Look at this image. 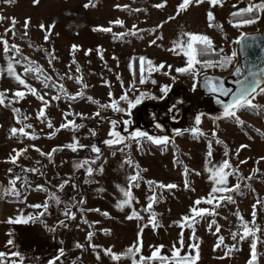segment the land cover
<instances>
[{"label": "rangeland", "instance_id": "1", "mask_svg": "<svg viewBox=\"0 0 264 264\" xmlns=\"http://www.w3.org/2000/svg\"><path fill=\"white\" fill-rule=\"evenodd\" d=\"M249 2L250 0H224L222 7L220 5L212 7L205 0L199 5L192 4L177 15V6L181 0H166L165 6L161 8L155 5L164 3V0H94L95 6L87 8L85 5L89 4V0H39V3H34V0H13L12 3L0 0V16L15 17L18 21L15 26L16 35L8 32L5 39L9 44L20 47L23 57L28 58L24 61V65L41 66L54 81L65 86L68 94H75L81 90L85 92L83 97L71 100L59 88L51 86L45 88L41 80L31 79L25 75L28 83L33 87L41 93H48L46 99L57 94L61 96L60 100L52 101L46 109L52 128L37 119L41 101L33 95H27L25 99L10 106H0V188H8L9 181L15 176L22 177L15 185L21 196H13L14 203L7 201L12 195L0 194V217L38 216L44 209L32 205L47 202L48 210L39 221L46 224L47 230L58 239L60 249L64 250V255L56 264H133V259L126 256H122L118 261L113 260L105 250L111 248L113 252L123 254L136 243L140 228L148 224L151 215L143 209L148 204V197L155 192L158 202L153 204L152 210L157 214L156 219L160 226L153 229L149 224L143 229L142 248L136 255V260H139L140 256H150L153 248L159 245L165 246L162 254L171 256L173 245L181 248L179 240L182 232L184 244L181 256L185 253L195 255V250L189 247L193 243H199L200 257H204L203 254H224L230 246L235 245V249L230 254H242L249 261L253 237L250 236L245 240H239L238 237L234 241L231 233L236 232L240 227L236 213L242 215L246 221H251L253 205H256L255 222L261 229L256 236L259 240H264V207L257 204L258 200H264V160L260 159L264 157V108L241 109L237 115L245 122L243 126L235 119L214 120L213 117L221 115L204 114L201 123L196 125L194 122L191 128L199 127L205 135L197 137L191 131H185L170 137L164 129L166 122L168 123L172 116L166 103L167 96L163 99H144L132 110V124L127 131L140 129L150 135L168 136L170 142L160 146L147 140H142L139 145L135 141H126L120 148L114 150L103 143L104 140L111 139L110 121L129 119V117L112 109L99 107L112 99H118L125 90L129 89L133 80L135 87L129 91L130 97L139 96L141 92L160 97L162 86L172 87L173 76L194 87V84L197 85L198 75L203 71L226 73L218 71L217 67L202 68L201 65H196L198 75L195 79L192 74L177 73L176 68L186 67L187 57L182 52L177 55L179 49L176 51L171 49L182 34L201 33L211 37L216 51L223 56L230 55L236 50V41L241 33L254 30L246 25L235 27L230 13L247 7ZM251 2L259 1L251 0ZM118 5L120 7H117ZM209 11L215 16L216 21H213V24L216 26L209 27L207 18ZM169 17L175 19L170 20ZM26 18H30L31 23L27 29L28 35L23 36ZM117 19L124 21V25L109 23ZM257 23L259 28H264V12H261ZM10 24V19L0 21V35L4 34ZM40 24H43L45 29L49 25H55L47 41L46 32L41 30ZM101 26L111 27L112 31L94 30ZM129 30L142 31H137L135 35L114 38V34L127 33ZM153 40L156 41L155 44L150 43ZM73 45H78L80 51L78 48L73 52ZM221 48L223 52L219 51ZM98 49L102 51L103 58ZM88 50L91 52L86 55ZM7 55L13 56L15 53L9 52ZM52 56L56 59H51ZM136 57H146L155 65L163 63L164 68L160 71H152L150 75L145 71L144 77L147 82L141 84L140 75L137 81L134 71L133 58ZM29 61H34L35 64L29 65ZM6 64L3 45L0 44V66L6 67ZM145 68L147 69V65ZM17 71L23 72V69L17 66ZM66 73L73 78L69 79ZM80 73L83 82L89 85L87 89H83L82 84L77 83L76 77H80ZM152 80L156 83L153 84ZM18 88L22 86L6 73L0 78V90H11L8 96ZM88 97L99 101V105L92 103ZM253 103L264 106V94L256 95ZM120 104L122 107L125 106L123 101ZM13 108L20 109V119L24 124L33 125V128L27 131L34 132L37 139L11 136L12 127L22 126L17 122V114L13 112ZM97 111L100 112L98 117L94 116ZM69 112L73 115H69L67 119H74L78 125L83 124V129L82 127L60 128L65 122L64 114ZM81 112L84 114L83 117L74 115ZM24 115L29 119L24 121ZM156 124L162 127L156 128ZM58 128L60 130L57 132ZM117 130L127 135L123 124L118 125ZM93 131L95 135L92 134ZM54 132L55 135H52ZM213 132L217 134L215 138L211 135ZM74 138L81 144L96 145L101 148V153H105L100 166L103 168L102 172L98 170L99 167L91 176H87L85 168L76 167L85 159L96 161L97 154L91 152L90 147L78 148L77 151L63 147L73 143ZM216 139L224 143H216ZM210 140L212 156L208 157ZM126 144L130 146L126 147ZM242 144L248 147L240 150L237 156L236 151ZM33 145L35 148L32 147ZM23 148H27V151L20 156L17 163L13 164L10 160V157L15 155L13 150ZM36 148L40 151H36ZM55 148L62 150L54 152L51 158L41 155V152L49 153ZM226 152L227 156H225ZM129 157L134 162L133 166L125 163ZM175 157L180 162L175 160ZM225 159L230 161L233 166L231 171L235 172L228 177L227 186L232 187L240 183V189L223 195H231L235 203L224 201L216 208L217 215L205 216L202 220L198 218L199 222L195 224V236L198 239L192 240V229L187 226L182 229L174 222L180 221L185 215H190L189 210L194 201L207 197L212 187L218 186L210 179L211 173L208 169L218 167ZM240 161L247 162L240 163ZM94 164L91 166L95 169ZM135 165L141 170L146 169L140 173L143 179L139 181V187L133 186L131 189L135 197L132 206L118 208L116 205L124 199L121 189L127 188L128 177L136 171ZM185 167L189 169L187 174L184 171ZM31 168H38L39 172L25 171ZM9 169L12 171L9 172ZM256 169L259 171H255ZM84 176L85 181L89 182L84 181ZM249 176L251 179H247ZM148 181L162 182L165 185L175 184L177 187L150 188ZM62 183L64 186L61 189L59 186ZM37 185H43L44 190H38ZM53 194L59 197L60 203L50 199ZM81 200L84 202L80 203ZM199 207L211 208L210 205L203 203ZM133 208L140 212L142 220L127 219ZM65 211L75 213V217L66 216ZM104 213L108 215L105 216ZM212 220L220 226L219 233L215 231L216 225L209 230V223ZM60 221H64V224H60ZM105 229L110 232L106 233ZM89 232L94 233L91 241L87 239ZM221 235L225 237L224 244L216 248L218 237ZM77 244L83 247H77ZM92 245L100 247L93 248ZM257 254V264H264V244L257 242Z\"/></svg>", "mask_w": 264, "mask_h": 264}, {"label": "snow or ice", "instance_id": "2", "mask_svg": "<svg viewBox=\"0 0 264 264\" xmlns=\"http://www.w3.org/2000/svg\"><path fill=\"white\" fill-rule=\"evenodd\" d=\"M6 3H12L13 0H5ZM205 0H181V3L177 6V15L180 14V12L185 11L188 9L189 6L192 4H202ZM207 2L212 6L215 7L217 5L223 6L224 0H207ZM34 3H39V0H34ZM166 3V0H164V3L157 4L155 7L161 8L164 7ZM89 6H95L94 0H89V4H86L85 7ZM117 7H120L119 5ZM127 7V6H124ZM235 7V6H234ZM136 11H140V9H136ZM264 12V0H259V2H249L247 7L238 9L237 11L231 13L233 17H244L246 14H254L251 18H244L239 21H237L234 26L235 27H241L243 25L248 24H254L259 19V13ZM207 18L209 21V27L216 26L213 24V21H215V16L212 13V11H209L207 13ZM5 19H10L11 24L9 28L5 29V32L3 35H0V44L3 45V52L7 59L6 67L0 66V78L3 77V75L6 73L8 76L12 77L18 85L22 86V88H18L14 92H12L11 96H8V92L11 91L9 89L0 90V106H10L13 103H17L20 100L25 99L27 95H33L37 97L41 101V108L37 112V119H40L42 123H46L49 128H52L53 125L51 123V120L48 119L46 114V109L51 105V102L54 100H60L61 96L59 94L51 96L50 99H46L45 97L48 96L47 92L41 93L38 89L33 87L30 83H28L27 79L25 78V74L31 73L34 79L41 80L45 88H48L51 86L52 88H59L61 91L64 92V94L68 97V99L76 100L78 97H83L85 95V92L83 90L76 92L75 94H68L67 90L65 89V86L63 84H58L56 81L53 80V78L45 73V70L39 66L36 65L35 67L32 66H25L24 61L28 60L27 57H23V54L21 53V49L18 45L15 44H9V41L5 39V36L8 32H12L13 35H16L15 32V26L18 23L15 17L6 18L4 16H0V21H3ZM169 19H175V17H169ZM31 21L30 18H26L24 22L25 32L23 33V36H27L28 32L27 29L30 25ZM112 25H124V21L117 19L115 21L109 22ZM53 25H49L47 29H45V26L43 24H40L39 27L41 30H45V40L47 41L49 36L51 35V29L54 28ZM135 29V26H133ZM160 27V26H158ZM222 27V25L220 26ZM95 31H103V32H111V27H98L94 29ZM137 31L142 30H129L127 33H116L114 34V38H122L125 35H135L137 34ZM155 31V29H153ZM159 39V37H158ZM248 39V34H243L239 40L236 41L238 45H240L239 51H232L230 55H224L221 59L217 61H212L205 59L209 53H215L216 49L213 43V40L211 37H209L206 34L201 33H184L182 34L181 38L178 41L174 42V47L171 49L172 51H176L179 49L180 51L177 52V55L181 54V52L187 57L186 60V67L176 68L175 71L177 73H189L192 74L194 79L198 75V72L196 70V65H201L202 68H209V67H220L225 68L232 64V62L237 58V56L240 54V52H245L246 48L251 47L250 44L246 43V40ZM254 39V38H253ZM150 43L155 44L156 41L153 40ZM78 45H73L72 50L75 52L78 50ZM220 52H223V49L221 48L219 50ZM9 52H14L15 55L8 56L7 54ZM91 50H88L85 54H89ZM98 52H100L101 58L102 57V51L98 49ZM245 55L247 53L245 52ZM17 56H20V59H17ZM51 59H56L55 56H52ZM138 60L139 62V71H140V83L144 84L147 81L145 80L144 73L145 71L149 72V75L152 71H160V69L164 68V64L161 63L159 65H155L154 62L146 57H139V58H133V63H135ZM35 64L34 61H29V65ZM49 64H51V60H49ZM145 65H147V69L145 68ZM17 66H20L23 69V72L17 71ZM130 67L132 65L130 64ZM169 69H171V65L168 66ZM255 69V70H253ZM77 71H79V68H77ZM135 71V70H134ZM168 73H165L167 75ZM69 79H72L73 77L65 74ZM234 75L242 76V79H238L235 81V83L238 85V87L233 91L231 88H227L224 86L223 79L217 78V77H208L207 75L203 78V86L204 88L212 93V94H220L225 97H228L231 94V98L225 102L224 100L219 99V96H217L216 102L220 105H222V116H216L213 117L214 120H219L221 118H231L235 119V121L240 124L241 126L244 125V121L240 119V117L237 115V113L241 109H261L264 108V106H260L257 104H254L253 101L255 100L256 95L264 94V66H257L255 64L252 65L251 68L245 73L243 71V68L241 66H237L235 69ZM77 83L82 84L83 89H87L89 85L87 83L83 82V77H76ZM172 80L175 82L176 77L173 76ZM153 84L156 83L155 80L151 81ZM199 82V81H198ZM107 83V81L105 82ZM135 87V80H133L132 85H130L128 90H125L124 93L118 98V99H112L109 103L99 105V101L95 100L92 97H88V99L95 104H98L100 108L104 109H112L115 112L126 114L129 119H122V120H112L111 123V130L109 132V136L111 139H106L103 141L105 145L113 146V145H119V144H125L126 141H135L138 145L141 143L142 140L150 141L153 144L156 145H167L170 142V138L168 136H154L150 135L147 131H142L140 129H134L130 132L127 131L128 127L132 124L131 115L132 110L135 109L138 105H140L144 99H163L167 96L169 91L171 90V87L169 85H164L161 87L160 91L162 93V96L156 97L155 95H152L150 93H144L141 92L139 96L130 97L129 91L132 90V88ZM195 90V84L194 89ZM111 96V93L109 94ZM125 102V106H121L120 102ZM7 102V103H6ZM175 107V105H173ZM13 112L17 114V122L21 123L22 126L20 128L12 127L10 129L11 136H20V137H27L31 139H37L38 137L35 135L34 132L27 131V129H32L33 125L31 123L24 124L22 120L20 119V109L13 108ZM69 115H73V113H65L64 114V120L65 122L60 125V128L67 129H78L80 127H83V125L76 124L75 120H68L67 117ZM75 116L83 117L84 114L82 113H75ZM204 114L201 113L200 115H197L195 118L196 125H199L201 123V117ZM94 116H100V112L97 111L94 113ZM29 117L27 115L23 116V120H28ZM123 124L125 128V132H127V135L122 134L120 131L117 130V126ZM156 128H161L162 126L160 124L155 125ZM60 129H56L58 132ZM177 134H182L181 130L177 129ZM184 131H191V133L194 136H203L205 133L199 128V127H193L191 129H185ZM259 131V130H257ZM93 135H95V131L92 132ZM52 135H55V132L52 133ZM212 137H216L217 134L213 132ZM211 143L212 141H209V151L207 153L208 157L212 156L211 152ZM216 143H224L222 140L216 139ZM126 147H129L130 144H126ZM32 147L35 148L33 145ZM63 147L70 148L72 151H77L79 149L88 148L90 147L91 152L96 153V159L100 158L101 154V148L96 145H84L79 142L78 139L74 138L73 143L64 145ZM248 145H240V148L237 149L236 155H239L240 150L247 148ZM36 151H40V149L36 148ZM62 150L61 148H55L52 150V152L49 153H43L41 152V155L48 156L51 158L54 152ZM15 152V155H12L10 157V160L13 164L17 163L20 156H22L26 151L27 148H23L20 150H13ZM123 151V149H121ZM228 153H225V156H227ZM261 160H264V157L260 158ZM247 161H240V163H246ZM39 163V162H37ZM95 163V160H88L85 159L84 161L78 163L76 165L77 168H85L86 169V175L91 176L94 171L97 169H94L91 165ZM125 163H127L129 166H133V161L131 157H129ZM259 163V161H257ZM136 171L134 174L130 175L128 177V185L126 189H121L123 192L124 199L116 205V207L123 209L125 206H132L133 200L135 197L133 196V193L131 191L132 187H139V181L143 179L141 176V171H146V169H139L138 165H135ZM232 164L228 159H225L218 167L216 168H209L208 171L211 173L210 179L213 180L214 185L207 197H201L194 201L193 206L190 208V215H185L181 218L180 221H175L174 223L177 224V226L181 227L182 229L187 226L188 228L192 229V240L198 239L195 236V224L199 222V220H202L205 216H215L218 213L216 212V208L221 206V204L224 201L235 203L231 195H223V193H230L232 191H238L240 189V183H237L233 185L232 187H228V177L231 175H234L235 172L231 171ZM99 171H103V168L100 167L98 169ZM238 170V169H237ZM9 172L12 171V169L8 170ZM25 171L28 172H39L38 168H31V169H25ZM185 174L188 173L189 169L185 167L184 169ZM255 171H259V169H256ZM22 177L17 175L12 180L9 181V187L4 189L0 188V194L3 195H12L19 197L21 196V192L15 187L16 182L21 180ZM247 179H251V177H247ZM86 183L89 181H85ZM67 183V181H65ZM148 184L150 188L153 187H159V188H175L177 185L175 184H168L165 185L162 182H156V181H148ZM64 184L62 183L59 187L62 189ZM185 186L187 187V181H185ZM38 190H44L43 185H37L36 186ZM26 199V197H25ZM50 199L54 200L56 203H60L59 197L53 194ZM84 201L81 200L80 203H83ZM158 202V198L153 192L151 196L148 197V204L143 209L145 212L151 213L148 224H144L140 231L137 234V241L133 245H131L125 253L118 254L112 251L111 248L106 249V254L110 255L113 260H120L122 256H126L133 259V264H151V262H159V264H196V261L200 258V252H199V243H193L189 245L191 249L195 250V255H192L191 253H185L184 256H181L180 253L183 249V233L181 232V238L179 240V243L181 245V248H176L175 245H173L171 256L162 254V250L165 247L164 245L155 246L153 248V251L150 256L144 257L140 256L139 260H136L135 257L137 254L140 253L142 248V233L143 229L145 227H148L149 224L153 227V229L158 228L159 222L156 219L157 214L152 210L153 204ZM207 204L210 205L211 208H203L199 207L201 204ZM257 204H260L262 207H264V200H258ZM32 207L35 208H43L44 211L39 213L38 216H29L26 218L18 217L16 219H9V223H29V222H37L40 217L44 216L45 213L48 210V203L45 202L44 204H35L32 205ZM256 205H253V219L251 221H246L242 215L239 213H236L239 221H240V227L236 232L231 233L232 240H237L239 237V240H245L249 238L250 236L253 237V242L250 244V259L248 261V264H257V242L264 244V240H259V237L256 236L257 232H260L261 229L259 226L256 225L255 222V212ZM94 211H99V209H94ZM66 216H69L70 218L75 217V213H71L70 211H65L64 213ZM105 216L108 215V213H104ZM199 218V220H198ZM127 219H137L142 220L143 217L141 216L140 212L137 211L135 208H133L132 213L127 216ZM87 223V221H85ZM60 224H64V221H60ZM216 225V233L220 232V226L216 224L215 220H212L209 223V230H211L212 226ZM251 225V226H250ZM51 230V229H50ZM106 233L110 232V230L105 229ZM215 234V233H214ZM94 233L89 232L87 235V239L89 241L92 240ZM225 237L219 236L218 237V243L216 244V248L221 247V245L224 244ZM9 245L13 244V240L9 239L7 242ZM77 247H83V245L77 244ZM93 248L100 247L98 245H92ZM235 249V245H232L228 248V251L225 253V255H230V253ZM64 255V250L61 248L59 249V255H57L54 259L49 261V264H56V262L60 259L61 256ZM14 258H20L19 261ZM99 258V256H97ZM0 264H23V258L21 257V254L19 252H11V253H5L0 252Z\"/></svg>", "mask_w": 264, "mask_h": 264}, {"label": "water", "instance_id": "3", "mask_svg": "<svg viewBox=\"0 0 264 264\" xmlns=\"http://www.w3.org/2000/svg\"><path fill=\"white\" fill-rule=\"evenodd\" d=\"M243 34H248L246 43L250 44L251 47L245 49L247 55H245V52H240L232 66L233 68L229 70V72L219 73L217 71H203L196 79L197 85L195 86V90H193L194 87H190L180 79H176L175 82L173 81L174 83L167 94L166 100L172 116H170L169 122H166V127H164L166 134L170 137L180 135L177 134V129L181 130L182 133L185 132V129H191L192 125H194L196 116L201 113L222 116L223 109L222 105L216 102L217 96H219V99L227 102L231 98V94L225 97L218 93L212 94L208 92L203 86V78L205 75L223 79L224 86L235 91L238 87L235 81L243 78L242 76L234 75L237 66H241L245 73H247L253 64L264 66V28H254V30L241 33L237 40H239ZM239 49L240 45L237 44L236 51H239ZM173 105H175V107H173Z\"/></svg>", "mask_w": 264, "mask_h": 264}, {"label": "crops", "instance_id": "4", "mask_svg": "<svg viewBox=\"0 0 264 264\" xmlns=\"http://www.w3.org/2000/svg\"><path fill=\"white\" fill-rule=\"evenodd\" d=\"M14 203V202H13ZM26 216V215H25ZM24 216V217H25ZM9 216L0 217V252H19L23 258V264H49V261L59 255L60 244L52 232L39 220L35 223H9ZM26 218V217H25ZM9 239L13 244L9 245ZM200 262L196 264H248L242 254H203ZM207 255V256H206ZM19 261L20 258H14ZM154 264L159 262L154 261Z\"/></svg>", "mask_w": 264, "mask_h": 264}, {"label": "trees", "instance_id": "5", "mask_svg": "<svg viewBox=\"0 0 264 264\" xmlns=\"http://www.w3.org/2000/svg\"><path fill=\"white\" fill-rule=\"evenodd\" d=\"M241 9V8H240ZM235 12V11H234ZM233 13V12H232ZM254 14H246L244 17H233L232 15H231V13H230V18H231V21L232 22H234V23H236L237 21H239V20H241V19H244V18H251L252 16H253ZM259 16L261 17V13H259ZM216 21V20H215ZM258 25V23L256 22V23H254V24H248V25H246L247 27H249V29H258L259 27L257 26ZM17 34H18V32H17ZM27 42H29V40L28 39H25ZM223 57V55L222 54H220L218 51H216L215 53H209L206 57H204L205 59H208V60H212V61H217V59H221ZM18 58L20 59L21 57L20 56H18ZM137 58V57H136ZM238 58V57H237ZM236 58V59H237ZM236 59L232 62V64L231 65H229V66H227V67H225V68H220V67H217V70L218 71H220V72H229V70H231L233 67V65H234V63H235V61H236ZM216 68V67H215ZM134 70H135V74H136V79H137V81L139 80V75H140V71H139V62H138V60L134 63ZM27 77H30L31 79H33V76H32V74L31 73H28V74H25ZM122 146V144H119V145H113V146H110V148L111 149H118V148H120ZM161 146V145H160ZM104 158H105V153H101L100 154V158L99 159H96V161H95V169H98L100 166H101V164H102V162H103V160H104ZM175 160H177L178 162H180V160H178L177 159V157H175ZM12 199V200H11ZM7 201H11V202H14L15 201V199H14V197L12 196H9V199L7 200ZM45 226H46V224H45ZM47 229V228H46ZM56 238V237H55ZM56 240H57V238H56Z\"/></svg>", "mask_w": 264, "mask_h": 264}]
</instances>
